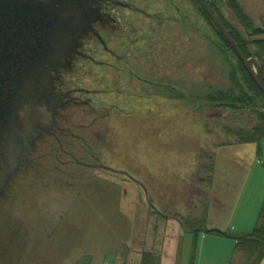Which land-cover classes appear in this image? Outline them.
I'll list each match as a JSON object with an SVG mask.
<instances>
[{
	"label": "rangeland",
	"instance_id": "obj_1",
	"mask_svg": "<svg viewBox=\"0 0 264 264\" xmlns=\"http://www.w3.org/2000/svg\"><path fill=\"white\" fill-rule=\"evenodd\" d=\"M178 1L184 13L188 8L185 3L189 2L190 30L179 25L178 33H174L168 45L157 49L152 46L146 52L148 56L158 57L164 85L162 99L146 97L138 103L124 102L111 95L96 98L104 109L116 104L136 111L139 106L143 112L142 126L137 120H131L127 126L119 118L100 115L93 128L77 133L91 150L68 139L66 150L88 166L68 162L69 156L62 157L66 162L64 171L79 177L77 182L65 181L71 182V187L65 188L62 182V197L42 176L36 175L35 179L29 173L22 175L6 194L7 209L0 215V264H141L145 252L157 256L158 262L159 258L171 260L174 254L175 259L177 249L181 264H188L186 245L193 238L191 227L209 230L219 226L229 236L252 232L251 222L264 192V139L260 142V157L256 155V144L217 149L227 141L223 127L244 129L255 120L248 116L243 121L240 113L207 111L210 104L205 97L229 88L228 75L235 62L229 53L223 55L213 44L218 38L199 7L191 0ZM206 1L217 7L221 0ZM235 1L240 6L239 0ZM256 18L258 23H254L260 26L264 16ZM226 19L230 28L240 30L232 16ZM165 38L163 33L164 42ZM94 71L97 82L91 84L93 80L82 79L83 84L108 89L107 72ZM167 85L176 91L177 87L178 93L174 89L173 93L166 90ZM133 86L137 85L131 81ZM186 93L194 99L193 104L186 102ZM176 99L179 111L174 109ZM170 111L175 116L182 112L191 115L192 111L193 117H172ZM78 115L75 121L84 126L90 123V117ZM176 161L180 165L176 166ZM48 162L42 161L50 167ZM98 165L109 167L115 174L109 176L97 169ZM122 173L131 181L119 175ZM212 177L218 185L221 183L220 187L226 186L227 208L236 206L231 224L226 210L220 217L212 213L207 221L206 216L201 223L181 225L178 221L181 217H195L198 221L204 215V200L212 186ZM163 178L168 180L161 182ZM173 187L184 191L173 192ZM172 193L181 196L171 197ZM151 211L159 216L150 214ZM226 244L217 243L213 249L210 245V249L225 250L224 246L229 245ZM208 247L204 245L206 250ZM237 258L235 263L239 264ZM202 264H218V260L205 257Z\"/></svg>",
	"mask_w": 264,
	"mask_h": 264
},
{
	"label": "flooded vegetation",
	"instance_id": "obj_2",
	"mask_svg": "<svg viewBox=\"0 0 264 264\" xmlns=\"http://www.w3.org/2000/svg\"><path fill=\"white\" fill-rule=\"evenodd\" d=\"M36 2L41 6L30 10L22 25L10 26L8 33L0 35V215L7 209L9 187L26 173L42 176L62 197V182L67 188L79 178L64 171L62 157L88 166L66 150L67 140L91 150L77 133L93 128L100 115L119 118L127 126L137 120L142 126L139 106L136 111L116 104L104 109L96 98L111 95L138 103L146 97L162 99L158 57L148 56L147 49L168 45L179 25L190 30L189 2L184 13L178 0H77L72 5L62 4L65 0ZM51 7L63 8L67 16L74 17L66 18L58 43L57 34L49 33L48 28L54 21ZM95 69L107 72L108 89L91 88L81 81L91 79L95 84ZM131 81L137 86L131 87ZM165 87L172 93L175 90ZM185 98L188 105L192 103L187 93ZM174 101L177 108L179 101ZM78 114L90 117V123L84 126L75 121ZM46 159L50 167L42 163ZM96 168L109 176L115 174L104 165ZM119 175L131 181L125 173Z\"/></svg>",
	"mask_w": 264,
	"mask_h": 264
},
{
	"label": "trees",
	"instance_id": "obj_3",
	"mask_svg": "<svg viewBox=\"0 0 264 264\" xmlns=\"http://www.w3.org/2000/svg\"><path fill=\"white\" fill-rule=\"evenodd\" d=\"M222 1V0H221ZM220 1L219 6L209 4L206 0L204 2L211 10L213 15L217 18L220 24L227 31L235 45L246 60L255 61L257 64L256 76L260 83L264 86V41L258 39L264 35V21L260 26H256L254 21L251 20L237 4L235 0H226L225 3ZM193 4H196L201 14L211 25L214 33L218 38L217 43H213L223 55L229 53L231 58L234 59L235 64L229 71V88L225 91L216 92L205 97V100L212 106H216L224 111L232 113H240L242 120L248 116L254 118L255 123L251 127L244 129H228L222 128L223 135L227 138V141L222 145L224 147L231 146H243V145H257V155L260 157L262 151L260 148V142L264 139V95L257 88L254 82L251 80L248 73L245 71L236 55L231 50L228 43L223 39L218 30L212 24L210 19L202 11L200 6L195 0H191ZM232 16L235 23L239 26L240 30L230 28L227 24V17ZM253 47V50H250ZM245 124V122L243 123ZM207 184H211V177L207 179ZM150 214L159 216L156 211H151ZM161 217V216H160ZM165 218V217H164ZM169 218V217H167ZM204 216L196 221L195 217L190 219L189 217L177 218L179 223L192 225L193 222H203ZM176 219V217L169 218ZM189 230L191 233H200L201 228L195 226ZM211 235H222L228 237L235 242V252L237 263L239 264H261L264 260V198L260 208V212L257 218L256 226L249 234H243L240 236H229L226 232L219 230L206 231ZM232 260V264L235 263V258ZM141 264H157V256L152 253L145 252L142 255Z\"/></svg>",
	"mask_w": 264,
	"mask_h": 264
},
{
	"label": "crops",
	"instance_id": "obj_4",
	"mask_svg": "<svg viewBox=\"0 0 264 264\" xmlns=\"http://www.w3.org/2000/svg\"><path fill=\"white\" fill-rule=\"evenodd\" d=\"M239 4H240V7L242 8V10L244 11V13L253 21L257 22V20H258L256 18L257 16H259V17L264 16V0H239ZM257 26H259V25L257 24ZM258 39H261V40L264 41V36H261ZM192 103H194V99L192 100ZM174 109L179 111V109H180L179 105H178L177 108H174ZM217 109H218V112L226 114L225 113L226 111L221 110L220 108H217L216 106L215 107L214 106L211 107V105H210L209 107H207V111H216ZM172 111L169 112L171 115H172ZM193 112H194V110H193ZM193 112L191 111V115H190V113L183 114V112H182L181 115H179L177 113L176 116L172 115V117H185L186 116V117L190 118V116L193 117ZM167 113L168 112L166 111L165 114H167ZM221 113H218V116H221ZM215 115L216 114H214L212 116H215ZM209 116L210 115H208V117ZM187 133H189V132H187ZM237 147L238 146H231V147H222V148H217V149H220V150L221 149H224V150L229 149V150H231V149H236ZM256 151H257V149H256ZM176 162H177V163H175L176 166L180 165V163H181L180 161H176ZM172 165H173V163H172ZM181 172H182V170L180 171V173ZM187 172H185V175H189ZM183 174L184 173H182V177H183ZM167 180L168 179L165 178V180H164V178H163L160 181L163 182V181H167ZM183 180L185 181V178ZM220 184L218 185V182H216V178L212 177V186L210 188H208L207 191H206L208 193V195H206L207 199L204 200L205 201V204H204L205 205V211H204V215L203 216L205 218L207 216V218H206V221H207L209 219V216L212 213L214 215H216V216L219 215V217H220V215H223L225 213V211L227 210L228 211V219H229L228 222L230 223V220L232 219V217L235 214V211H236L235 207L236 206L234 205V207L232 209L231 208H229V209L227 208L226 201H225V198H226V189H225V187L226 186L222 185L220 187ZM225 184H228L227 181L225 182ZM172 189H173V192H175V190L176 191L179 190L180 192L184 191V190H181V189H176V187H173ZM174 196L175 197H179L181 195H177V194H173L172 193L171 197H174ZM263 198H264V192H263V194H262V196L260 198V201H259V207H258V210H257V215L254 217V220H252V222H251L252 225H254V227L256 226V222H257V218H258V215H259V212H260V208H261V205H262ZM236 202H237V200H236ZM216 219L218 220V218H216ZM219 224L221 225L220 222H219ZM227 225H229V224L227 223ZM210 230H219L221 232H225V230H222V228H220L219 226H215V227H213V228H211L209 230H204V231H201L200 233H197V234L192 233L193 234V238H192L191 241L188 240L187 241L188 244L186 245V252H187V257H188V260L186 259V262L188 264H200V263L202 264V261H203V259L205 257H213L214 259L218 260V264H232V260L236 256L235 242L234 241H228V240H232V239H230L228 237H225V236H222V235L207 234L206 231H210ZM217 243L220 244V245H222V244L224 245L225 243H227L229 245L226 244L227 246H224L225 250H220V251L215 252L214 250H211V249H213L214 245H217ZM205 244L209 245L207 250L204 248ZM210 245H213L211 249H210ZM179 253L180 252H178V249H177V254H176L177 257L175 256V259H174V255H175L174 254L173 258L171 260L167 259L165 261H171V264H181V262H182V259L180 257L181 253L180 254ZM91 256L93 257V255H91ZM165 261H163L162 258H159V261H158L159 263L158 264H164ZM261 264H264V260L262 261Z\"/></svg>",
	"mask_w": 264,
	"mask_h": 264
},
{
	"label": "water",
	"instance_id": "obj_5",
	"mask_svg": "<svg viewBox=\"0 0 264 264\" xmlns=\"http://www.w3.org/2000/svg\"><path fill=\"white\" fill-rule=\"evenodd\" d=\"M65 1L66 2L63 3L61 2V3L67 5V4L75 3L77 0H65ZM195 1L198 3V5L202 9V11L206 14V16L210 19V21L218 30V32L223 37V39L228 43V45L230 46L233 53L236 55L239 62L250 76L251 80L264 95V86L260 83V81L257 79L256 76L255 70L258 67L256 62L254 60L253 61L246 60L243 57L238 47L235 45L234 41L231 39L227 31L217 20V18L213 15V13L208 8L204 0H195ZM40 6L41 4H37L36 0H0V35H3V33H8V30H10L11 28L10 26L15 27L22 25L25 22V20L28 19L29 11L35 7H40ZM51 13H53L54 21L52 24H48L49 33L57 34L54 38L56 39V43H58V39L60 36L59 33H61L62 30L63 31L65 30L68 23V20H66V18L71 17L73 15L67 16L68 12H66L63 8L60 7L56 10L54 7H51ZM12 181L13 180H11V182Z\"/></svg>",
	"mask_w": 264,
	"mask_h": 264
}]
</instances>
